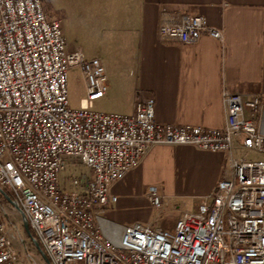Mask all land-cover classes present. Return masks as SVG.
Returning <instances> with one entry per match:
<instances>
[{"label": "built area", "instance_id": "1", "mask_svg": "<svg viewBox=\"0 0 264 264\" xmlns=\"http://www.w3.org/2000/svg\"><path fill=\"white\" fill-rule=\"evenodd\" d=\"M221 39L203 14L163 17L159 35L195 43L200 34ZM78 66L86 93L69 106L67 70ZM106 76L98 57L68 49L58 19H47L40 0H0V186L8 187L49 264H264V158L233 153L232 142L264 152V100L223 91L221 127L162 123L154 100L137 101L130 114L91 108ZM152 143L192 144L225 151L226 169L172 230L135 221L104 238L96 211L116 200L109 184L122 178ZM91 174L58 181L66 163ZM150 204H162L154 185ZM0 264H28L13 251L0 205Z\"/></svg>", "mask_w": 264, "mask_h": 264}, {"label": "crops", "instance_id": "2", "mask_svg": "<svg viewBox=\"0 0 264 264\" xmlns=\"http://www.w3.org/2000/svg\"><path fill=\"white\" fill-rule=\"evenodd\" d=\"M60 1L47 0L56 11L49 19L59 20L66 48L85 43L104 68L106 89L93 106L116 97L119 105L104 111L130 114L137 101L152 97L159 122L221 127L227 114L223 91L264 100V0ZM183 13L203 14L222 38L202 32L195 43L183 44L161 37L162 18ZM240 146L234 139L232 147ZM226 157L225 151L192 144H149L136 165L109 184L117 198L96 211L101 234L109 239L112 230L119 233L117 212L133 204L126 202L127 193L147 195L151 185L163 189L162 196L172 191L189 199L194 209L224 174ZM82 173L91 174L90 169Z\"/></svg>", "mask_w": 264, "mask_h": 264}, {"label": "rangeland", "instance_id": "3", "mask_svg": "<svg viewBox=\"0 0 264 264\" xmlns=\"http://www.w3.org/2000/svg\"><path fill=\"white\" fill-rule=\"evenodd\" d=\"M60 2L61 1L58 0V3ZM40 3L47 19L56 15L55 9L49 7L47 0H40ZM73 48L82 50L83 53L89 58L93 56L91 47H89L85 43H75L74 45H72V47H70V49ZM83 79V74L78 66H71L68 69L66 88L68 103L70 107L78 108L81 106L82 98L84 97ZM118 105L119 100L116 97H110L108 99L106 98L104 102L96 101V103H94V106L92 102L91 108L104 111L110 110L114 106ZM233 153L236 156L246 157L249 159L260 157L264 158V152L248 149L243 146L233 148ZM87 171L88 167H86V165H84L83 163H74L68 161L64 169H62L58 174V181L60 186L65 190L73 188L70 183L71 177L77 176L80 173ZM0 187L5 193L9 192L8 187L4 185H1ZM159 190L162 191L163 189H157L158 194L162 196V192ZM139 192L140 191L137 192L133 190L131 193H127L129 197L121 196V200L123 199V197H128L126 202L130 201L129 199H131V201H133V204L124 205L119 208V211L117 212L118 214H120V219H118L119 227L126 223L128 224L130 220L137 219L138 222L148 224L152 228L172 230L178 215L184 210H191V201L189 199H184L176 196L172 191H167L168 193H170V195L162 196L163 203L159 206L152 205L148 202V200H146L147 195L144 194V190L140 192L141 194H139ZM2 197H0V205L3 212V219L5 221L6 233L8 235L13 251L17 254L19 259L24 260L28 264H47L44 260V257L32 241V231L30 230V228H28L27 231L24 227L20 212L11 203H9L3 195ZM112 231L114 232L112 238L115 239L118 235V232H116V230Z\"/></svg>", "mask_w": 264, "mask_h": 264}, {"label": "water", "instance_id": "4", "mask_svg": "<svg viewBox=\"0 0 264 264\" xmlns=\"http://www.w3.org/2000/svg\"><path fill=\"white\" fill-rule=\"evenodd\" d=\"M0 193L5 197V199H6L9 203H11V204H12L15 208H17V210L20 212L21 217H22V223H23L24 227L26 228V230L28 231V223H27L26 217H25L23 211L21 210V208L17 205V203H16L13 199H11V198H10V197H9V196H8L3 190H2L1 187H0ZM31 238H32L33 243L36 245V247L38 248V250L40 251V253H41L42 256L44 257V260L46 261V263L49 264L47 258L44 256L43 251L40 249L39 244H38V242L36 241V239H35L34 237H32V236H31Z\"/></svg>", "mask_w": 264, "mask_h": 264}, {"label": "trees", "instance_id": "5", "mask_svg": "<svg viewBox=\"0 0 264 264\" xmlns=\"http://www.w3.org/2000/svg\"><path fill=\"white\" fill-rule=\"evenodd\" d=\"M8 195H9V197H12V195H11V192L9 191V192H6ZM0 197H2V195L0 194ZM3 198V197H2Z\"/></svg>", "mask_w": 264, "mask_h": 264}]
</instances>
